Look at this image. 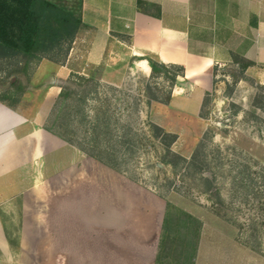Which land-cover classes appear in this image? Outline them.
<instances>
[{
  "label": "crops",
  "instance_id": "0c3cea01",
  "mask_svg": "<svg viewBox=\"0 0 264 264\" xmlns=\"http://www.w3.org/2000/svg\"><path fill=\"white\" fill-rule=\"evenodd\" d=\"M139 1L160 12L154 7L140 11ZM82 21L85 27L65 63L44 60L38 67L42 84L33 90L44 96L45 105L54 102L72 74L91 76L98 69L100 81L115 87L128 78L149 80L148 59L184 67L171 99L182 110L190 101L200 111L204 95L213 89L214 69L234 64L236 57L254 63L245 76L264 84V0H83ZM22 102L16 108L0 103V264H94L65 256L77 254L76 232L83 223L96 222L101 211L105 258L98 264H155L166 202L46 132L43 109L23 110ZM50 142L58 146L57 241L63 258L12 261L3 215L21 206V239L29 237L27 196L42 188ZM83 215L90 218L85 221Z\"/></svg>",
  "mask_w": 264,
  "mask_h": 264
},
{
  "label": "rangeland",
  "instance_id": "374dc122",
  "mask_svg": "<svg viewBox=\"0 0 264 264\" xmlns=\"http://www.w3.org/2000/svg\"><path fill=\"white\" fill-rule=\"evenodd\" d=\"M38 67L28 80L25 75L11 77L17 66L0 62V95L13 90L11 85L18 78L26 88L21 109L42 108L44 128L50 125L57 98L45 105L44 96L33 90L42 84ZM213 73V89L204 95L198 111L196 102L187 101L188 93L187 110L164 104L169 89L161 80L128 78L115 87L101 82V71L96 69L91 76L101 86L98 100L90 99L89 110L110 102L120 124L115 131L111 127L100 133L97 142L101 150L115 154L112 164L119 171H113L166 202L173 243L163 253L165 264H178L183 212L202 223L194 264H264V89L259 87L264 84L242 81L239 67L233 64L217 67ZM62 87L75 88L67 81ZM78 137L83 139L82 134ZM57 149L50 142L42 188H34L27 196L32 220L26 224L29 237L21 239V206L13 215H3L7 240L14 249L12 261H62L63 249L58 254L57 241ZM22 199H17L20 205ZM97 215L96 222L83 223L76 232L79 248L77 254L65 256L67 261H104V212ZM88 217L83 215L85 221ZM157 251L158 256L160 244Z\"/></svg>",
  "mask_w": 264,
  "mask_h": 264
},
{
  "label": "trees",
  "instance_id": "16d2710c",
  "mask_svg": "<svg viewBox=\"0 0 264 264\" xmlns=\"http://www.w3.org/2000/svg\"><path fill=\"white\" fill-rule=\"evenodd\" d=\"M82 6L83 0H0V62L17 66L11 77L25 75L29 80L43 60L63 65L78 33L85 27ZM148 7H154L160 12L156 5L138 2L140 11L145 12ZM148 62L151 67L149 80H161L163 85L168 86L164 104L169 105L179 77H184V67L166 65L153 59H148ZM233 65L239 67L241 80H249L245 72L254 63L236 57ZM67 82L75 88L61 87L54 103L50 125H45L44 130L119 171L118 166L112 164L116 161L115 154L101 150L97 142L100 133L110 131L111 127L115 131L120 125L114 119L111 104L104 101L103 105L92 106L89 110L90 99L98 100L97 89L101 86L99 80L92 76L72 74ZM11 86L13 90L0 95V103L16 108L22 102L26 88L18 78H15ZM259 87L264 89V86ZM92 94L94 98H90ZM79 134L83 135V139L78 141ZM112 136L115 138V135ZM121 144L129 145L128 142ZM181 215L184 218V230L180 241H177L178 264H194L202 223L188 213L183 212ZM170 218L169 212H166L155 264H165L163 253L173 243L169 237Z\"/></svg>",
  "mask_w": 264,
  "mask_h": 264
}]
</instances>
